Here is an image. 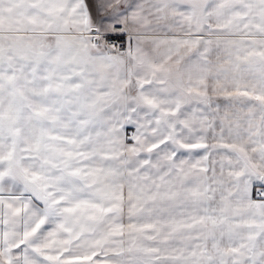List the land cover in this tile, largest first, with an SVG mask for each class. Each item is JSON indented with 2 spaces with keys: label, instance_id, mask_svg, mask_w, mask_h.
<instances>
[{
  "label": "snow or ice",
  "instance_id": "obj_1",
  "mask_svg": "<svg viewBox=\"0 0 264 264\" xmlns=\"http://www.w3.org/2000/svg\"><path fill=\"white\" fill-rule=\"evenodd\" d=\"M0 264H264V0H0Z\"/></svg>",
  "mask_w": 264,
  "mask_h": 264
}]
</instances>
